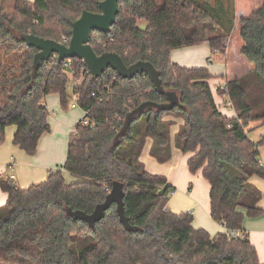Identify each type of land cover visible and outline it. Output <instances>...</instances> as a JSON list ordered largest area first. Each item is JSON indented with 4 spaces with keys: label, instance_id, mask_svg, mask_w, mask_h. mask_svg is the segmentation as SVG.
Returning a JSON list of instances; mask_svg holds the SVG:
<instances>
[{
    "label": "trees",
    "instance_id": "1",
    "mask_svg": "<svg viewBox=\"0 0 264 264\" xmlns=\"http://www.w3.org/2000/svg\"><path fill=\"white\" fill-rule=\"evenodd\" d=\"M103 0L14 1L8 15L0 6V144L8 127L17 128L13 144L30 156L38 153L41 138L51 131L45 99L56 94L69 105L66 63L51 58L32 78L34 56L18 36L32 34L68 45L72 25L83 11L100 13ZM230 5L225 7L224 2ZM234 0H128L119 2V14L109 33L94 32L90 44L101 56L119 55L127 66L150 62L165 90L177 92L182 107L149 110L138 117L130 132L113 147L126 115L144 102L166 103L146 74L132 80L109 69L95 79L83 61L70 60L73 94L90 124L80 120L70 133L65 164L50 172L45 183L19 188L0 175L7 194L0 207V264H264L248 238H235L246 217L264 214L261 193L251 183L264 179L259 148L249 133L264 126V1L260 9L240 20V53L252 65L243 78L227 81L216 90L227 97L237 118L219 109L207 68H186L171 61L174 50L209 43L226 53L235 24ZM227 8V10H226ZM144 20L146 30L138 27ZM66 40V41H65ZM12 53H17L11 58ZM86 68V69H85ZM224 78V77H222ZM183 124L175 147L192 154L191 174L202 172L209 183L210 214L227 229L211 236L193 227L192 212L175 214L167 206L174 187L167 178L152 175L140 161L146 140L160 164L172 158L171 128ZM251 124H258L251 127ZM63 171L77 180L67 184ZM115 182L124 185L125 214L135 231L121 224L117 205L94 228L75 220L69 210L87 214L105 202ZM85 244L75 251L77 244Z\"/></svg>",
    "mask_w": 264,
    "mask_h": 264
},
{
    "label": "crops",
    "instance_id": "2",
    "mask_svg": "<svg viewBox=\"0 0 264 264\" xmlns=\"http://www.w3.org/2000/svg\"><path fill=\"white\" fill-rule=\"evenodd\" d=\"M3 1L4 0H0V6L3 5ZM10 1L14 2V0H9V2ZM25 1L33 3L35 0ZM263 1L264 0H234L236 20L233 32L228 41L226 53L224 54L227 58L231 55V37L234 33L239 34L240 32V20L250 17L254 12L260 9L263 5ZM241 46L242 45L238 46L237 44L236 53L238 54H235V63L231 68H226L225 71H222L221 66H209L207 64L211 52L209 43L174 50L171 53V61L186 68H207L213 76V79L220 77L217 81H210V85L212 82H216V90H218L217 88L227 81L239 80L252 70V65L240 53ZM240 55L245 60L242 59ZM218 59L219 58L216 57L215 60ZM217 95L214 93L215 101L220 111L231 119L237 118V113L233 108L227 110V107H225L228 98H221ZM45 105L49 111L51 131L41 138L38 153L35 156L28 155L25 151L13 144L14 136L17 131L15 126L7 128L5 141L0 144V175L11 177L21 189H28L31 186L45 183L48 180L50 172H57L59 168L65 164L67 159L65 153H68V139L71 133L70 131L73 130H71V128L75 127L83 118V113L82 118L79 120L80 117L73 112L75 109L72 110L69 107L67 109L63 108L59 96L55 98L49 95L45 99ZM79 110L83 112L81 109ZM166 120L175 121V124L171 128L172 158L168 162L160 164L150 154L153 140L148 138L142 150L140 161L150 174L165 176L168 183L174 187V193L171 195L167 206L169 211L175 214L193 211V227L195 229L206 230L211 236H216L219 233H226L227 229L225 226L214 221L211 217L210 194L209 200H206V197L200 194V190L205 189V183L210 188L209 183L203 178L201 171L195 175L191 174L189 171L188 161L192 157V154H183L175 147V136L180 125L183 124V120L174 119L172 117H167ZM249 138L252 142L255 141L254 143H258L263 137L261 139H255L254 141L250 136ZM259 153L261 163L264 166V146L259 148ZM63 177L67 184L77 182V180L66 171H63ZM250 183L261 193L258 207L264 211V179L253 176L250 179ZM178 195H182L184 198H178ZM7 199V194L0 189V207L6 204ZM202 199L203 202L201 201ZM233 236L235 238H248L251 244L256 248L261 263H264V214L256 218L246 217L243 222L242 231L234 232Z\"/></svg>",
    "mask_w": 264,
    "mask_h": 264
},
{
    "label": "water",
    "instance_id": "3",
    "mask_svg": "<svg viewBox=\"0 0 264 264\" xmlns=\"http://www.w3.org/2000/svg\"><path fill=\"white\" fill-rule=\"evenodd\" d=\"M121 1L128 0H103L100 3V13L83 11L81 17L72 25V37L68 45L40 38L32 34H18L20 40L28 47L39 50L34 56L32 65L33 81L43 64L49 61L53 55H57V59L61 63L73 59L83 61L95 79L101 77L109 69L116 71L125 80H132L143 74L149 77L155 91L164 96L167 102L158 104L148 101L130 111L125 117L122 128L113 140V147H116L129 134L133 122L147 111L157 110L166 112L173 110L175 107H182L177 92L165 90L160 73L153 64L141 61L127 66L123 59L115 53H105L98 56L90 44L94 32L106 34L111 31L119 14V2ZM124 199V185L120 182H115L105 202L97 205L93 213L87 214L73 210H69L68 212L75 220L86 222L90 228H94L98 222L105 218L107 210L113 204H116L121 224L127 231H135L137 228L132 227L126 217Z\"/></svg>",
    "mask_w": 264,
    "mask_h": 264
},
{
    "label": "rangeland",
    "instance_id": "4",
    "mask_svg": "<svg viewBox=\"0 0 264 264\" xmlns=\"http://www.w3.org/2000/svg\"><path fill=\"white\" fill-rule=\"evenodd\" d=\"M15 1V0H14ZM230 4H231V2H230ZM229 4V2L228 1H225L224 2V5H225V7H227V5H230ZM233 4V3H232ZM234 12H235V2H234ZM1 7H3V9H4V11L8 14V15H12L13 14V11H14V2H9V0H4L3 1V5H1ZM226 10H227V8H226ZM148 26H149V24H148V22H146V21H144V20H141V21H139L138 22V27H139V29H141V30H146L147 28H148ZM237 33H234V35L231 37L232 39L230 40V46H231V55H229V60H228V58L224 55V54H222V53H220V52H214V50H212L211 49V52H210V58L207 60V64L209 65V66H211V65H213V66H221V69H222V71H225L226 70V68H231L232 66H233V64L235 63V54H238V53H236L237 52V44H238V46H240V45H242L243 44V42H242V40H241V38L239 37V34H237ZM237 38V39H236ZM237 40V41H236ZM16 55H17V53H12L11 55H10V57L11 58H15L16 57ZM239 56V55H238ZM216 57H218L219 59L218 60H215L216 59ZM240 57L242 58V59H244L241 55H240ZM245 60V59H244ZM66 74H67V76H68V86L69 87H72V89H73V77H72V75H71V73H70V71H69V69H68V67H66ZM218 79H220V77L219 78H214V79H212V80H215V81H217ZM211 81V80H210ZM220 85V84H219ZM211 86H212V88H213V90H214V93H215V95H217V92H216V82H212L211 83ZM71 91L72 90H68V94H69V105H68V107L70 108V109H72L71 108V104H72V101H71V99H70V97H71ZM55 95V96H54ZM51 96V95H50ZM53 97H55L56 98V96H58V95H56V94H53L52 95ZM217 96H219V95H217ZM219 97H221V96H219ZM222 98V97H221ZM222 107H223V105H222ZM225 107H227L226 109L227 110H231L232 109V105H230V102H229V100L227 99V102L225 103ZM73 110V109H72ZM71 111V110H70ZM78 117H80L79 118V120L82 118V113L83 112H81L79 109H75L74 111H73ZM258 124H251V126H250V128L251 127H255V126H257ZM74 128V127H73ZM73 128H71V130L73 129ZM71 132V131H70ZM249 136L251 137V139L254 141L255 139H261L262 137H264V126H259V127H257L256 129H254V130H252L250 133H249ZM255 142V141H254ZM65 155H66V158H67V152L65 153ZM205 189L204 190H200V194L202 195V196H205L206 197V200H209V194H210V188L208 187V185H206V183H205ZM178 198H181V199H183L184 198V196H182V195H178ZM202 202H203V199L201 200ZM191 212H193V211H191ZM84 245L85 244H82V243H80V244H77V245H75V247H74V250L75 251H78V250H80L82 247H84Z\"/></svg>",
    "mask_w": 264,
    "mask_h": 264
},
{
    "label": "built area",
    "instance_id": "5",
    "mask_svg": "<svg viewBox=\"0 0 264 264\" xmlns=\"http://www.w3.org/2000/svg\"><path fill=\"white\" fill-rule=\"evenodd\" d=\"M66 41V40H65ZM51 58H53V59H57V55H53ZM50 58V59H51ZM70 60H67V63H66V67H68V69H69V71H70V73H71V75L73 76L74 75V71L72 70V68H71V64H70V62H69ZM87 68V67H86ZM85 68V69H86ZM226 88V83L225 84H222L221 86H219L217 89H225ZM67 90H72V87H67ZM71 101H72V104H71V108L72 109H76V108H79V109H81V107H80V105H79V103H78V101H79V97L77 96V95H75V94H73V96H72V99H71ZM82 110V109H81ZM83 111V124L85 125V126H88L89 124H90V112H88V111H85V110H82ZM74 129V128H73ZM73 132V130L71 131V133Z\"/></svg>",
    "mask_w": 264,
    "mask_h": 264
}]
</instances>
